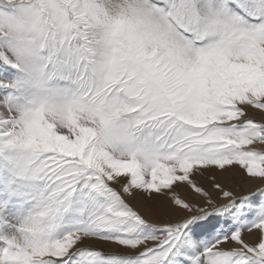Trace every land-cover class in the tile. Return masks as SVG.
Returning a JSON list of instances; mask_svg holds the SVG:
<instances>
[{"label":"snow or ice","instance_id":"snow-or-ice-1","mask_svg":"<svg viewBox=\"0 0 264 264\" xmlns=\"http://www.w3.org/2000/svg\"><path fill=\"white\" fill-rule=\"evenodd\" d=\"M0 264H264V0H0Z\"/></svg>","mask_w":264,"mask_h":264},{"label":"rangeland","instance_id":"rangeland-1","mask_svg":"<svg viewBox=\"0 0 264 264\" xmlns=\"http://www.w3.org/2000/svg\"><path fill=\"white\" fill-rule=\"evenodd\" d=\"M201 183H205V185H206L207 182H206L205 180L202 179V180H201ZM186 194L189 196V198H191V199H196V197H195L193 194H191V193H187L186 190H181V195H182V196H184V195H186Z\"/></svg>","mask_w":264,"mask_h":264}]
</instances>
